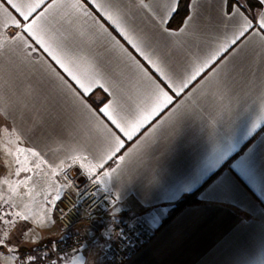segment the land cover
<instances>
[{"label":"crops","instance_id":"1","mask_svg":"<svg viewBox=\"0 0 264 264\" xmlns=\"http://www.w3.org/2000/svg\"><path fill=\"white\" fill-rule=\"evenodd\" d=\"M13 3L0 0V178L57 224L15 247L58 235L55 202L89 178L114 203L58 264H110L116 215L154 231L125 264H264V12L191 0L172 27L179 0Z\"/></svg>","mask_w":264,"mask_h":264},{"label":"built area","instance_id":"2","mask_svg":"<svg viewBox=\"0 0 264 264\" xmlns=\"http://www.w3.org/2000/svg\"><path fill=\"white\" fill-rule=\"evenodd\" d=\"M113 203V196L102 190L94 179H84L78 190H64L53 207L60 233L21 249L20 264L21 254L28 248L33 250L38 264H58L62 257L82 250L86 238L76 226L83 221L92 222L111 209ZM107 227L113 235L109 247L110 264L127 263L154 235V231L145 223L128 221L118 215L107 219Z\"/></svg>","mask_w":264,"mask_h":264},{"label":"rangeland","instance_id":"3","mask_svg":"<svg viewBox=\"0 0 264 264\" xmlns=\"http://www.w3.org/2000/svg\"><path fill=\"white\" fill-rule=\"evenodd\" d=\"M0 237L8 238L11 234L12 244H9L5 250L10 254L11 246L19 244L20 233L14 230L13 223L19 221L20 223H26L28 228H31V231L27 232V235L24 238H27L30 235H34L37 231H46L53 227H57L56 221L52 216L51 210L42 211V210H31L24 209L21 206L19 200V195L12 194L7 188L4 187V180L0 178ZM27 218V221H25ZM11 221V222H10ZM40 221L41 224H37ZM60 231V228H59ZM60 233V232H59ZM58 233V234H59ZM40 242V241H39ZM5 248V249H6ZM19 252L17 253V262L19 261ZM4 255H0V264H7L3 259ZM9 264H14L13 260H9Z\"/></svg>","mask_w":264,"mask_h":264},{"label":"snow or ice","instance_id":"4","mask_svg":"<svg viewBox=\"0 0 264 264\" xmlns=\"http://www.w3.org/2000/svg\"><path fill=\"white\" fill-rule=\"evenodd\" d=\"M191 2V0H189ZM7 3L11 5L13 9L16 10V12H20L19 7L17 4L13 3V0H7ZM38 7V5H37ZM259 8L261 12H264V0H229V13L232 12L233 8H235L238 12L244 11L247 12L248 8ZM21 16H23L24 20H27L29 18V15H25L23 13H20ZM259 15V14H257ZM257 15H254L251 19L253 21H257ZM17 26H19V23H17ZM264 28V25L261 26ZM101 112H106L107 108H101ZM2 219V217H0ZM25 221H27V218H25ZM11 222V221H10ZM14 230L18 231L20 233L19 239L22 242V244H27L28 241L24 240V237L27 235L28 231H31V228L27 227L26 223H20L19 221L12 222ZM9 244H12V238L11 234H9L8 238L0 237V255L3 254V249H5ZM12 251H20L19 248H16L13 246ZM31 253V254H30ZM21 262L22 264H38V260L36 255L33 253V250L31 248L25 249V251L21 254Z\"/></svg>","mask_w":264,"mask_h":264},{"label":"trees","instance_id":"5","mask_svg":"<svg viewBox=\"0 0 264 264\" xmlns=\"http://www.w3.org/2000/svg\"><path fill=\"white\" fill-rule=\"evenodd\" d=\"M189 0H179L178 7L170 20V26L175 27L182 24L189 12ZM197 192L187 194L180 200L171 210L169 216L163 221L162 226L167 224L174 216H176L186 206L197 202Z\"/></svg>","mask_w":264,"mask_h":264}]
</instances>
